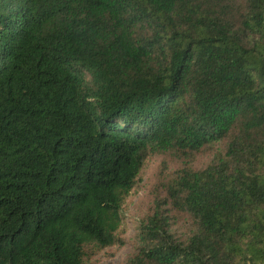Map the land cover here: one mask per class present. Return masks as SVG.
Instances as JSON below:
<instances>
[{
	"label": "trees",
	"instance_id": "16d2710c",
	"mask_svg": "<svg viewBox=\"0 0 264 264\" xmlns=\"http://www.w3.org/2000/svg\"><path fill=\"white\" fill-rule=\"evenodd\" d=\"M148 151L213 158L121 264H264V0H0V264L120 243Z\"/></svg>",
	"mask_w": 264,
	"mask_h": 264
},
{
	"label": "rangeland",
	"instance_id": "374dc122",
	"mask_svg": "<svg viewBox=\"0 0 264 264\" xmlns=\"http://www.w3.org/2000/svg\"><path fill=\"white\" fill-rule=\"evenodd\" d=\"M212 158L210 151L195 154L193 158L177 153L148 151L136 183L122 204L123 218L117 230L122 241L91 253L90 263L121 264L135 250L140 223L157 205L171 209L176 220L173 230L183 237L188 231V223L181 214L174 213V207H170L167 201L169 186L183 167L200 168Z\"/></svg>",
	"mask_w": 264,
	"mask_h": 264
}]
</instances>
